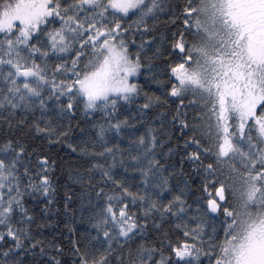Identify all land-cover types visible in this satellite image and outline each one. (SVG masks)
<instances>
[{
	"label": "snow or ice",
	"instance_id": "obj_1",
	"mask_svg": "<svg viewBox=\"0 0 264 264\" xmlns=\"http://www.w3.org/2000/svg\"><path fill=\"white\" fill-rule=\"evenodd\" d=\"M69 261L264 264V0H0V264Z\"/></svg>",
	"mask_w": 264,
	"mask_h": 264
},
{
	"label": "trees",
	"instance_id": "obj_2",
	"mask_svg": "<svg viewBox=\"0 0 264 264\" xmlns=\"http://www.w3.org/2000/svg\"><path fill=\"white\" fill-rule=\"evenodd\" d=\"M176 2H179V0H176ZM166 18L161 17V23L164 25L165 28H172L174 29V25L170 22H165ZM181 21L177 19L175 21L176 25H179ZM143 79V78H141ZM148 91H152V88H147ZM135 107V106H133ZM151 117H149L150 119ZM136 127L139 128L140 125L137 123ZM52 151L56 152L57 160H58V166H57V173H59V176L57 179L59 180V190L57 194V200L60 201V207L63 205V197L64 194L67 192L68 195L74 196L75 200L73 201V205L75 207V212L69 213L67 220H65L64 217H58L60 220V223L57 225L53 223L52 228L55 229V231H51L49 228L43 229V232L46 235H49L51 238H54L56 240H59L65 248H68L70 245V240L75 234L76 237H79L81 232L88 228V224L86 222L87 213L82 212L80 210V186L78 184L73 183L72 180L68 178V171L69 169H74L75 167L79 166L82 161L78 158L77 153H74L71 151V149L61 145L57 148L52 149ZM178 159V158H177ZM128 175H135L129 173ZM133 188H135V184L133 183ZM65 223H67L68 227H65ZM71 229V231L69 230ZM59 233H63V236L59 235ZM67 252L64 253V255L61 257L62 259H67ZM69 264L71 262L69 261Z\"/></svg>",
	"mask_w": 264,
	"mask_h": 264
}]
</instances>
